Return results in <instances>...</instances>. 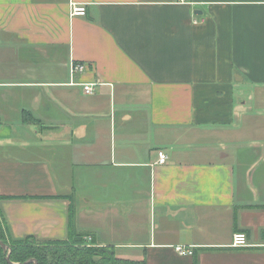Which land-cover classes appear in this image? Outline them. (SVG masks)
<instances>
[{
    "label": "crops",
    "instance_id": "crops-1",
    "mask_svg": "<svg viewBox=\"0 0 264 264\" xmlns=\"http://www.w3.org/2000/svg\"><path fill=\"white\" fill-rule=\"evenodd\" d=\"M0 195L17 239L73 197L121 259L264 264V0H0Z\"/></svg>",
    "mask_w": 264,
    "mask_h": 264
},
{
    "label": "trees",
    "instance_id": "trees-1",
    "mask_svg": "<svg viewBox=\"0 0 264 264\" xmlns=\"http://www.w3.org/2000/svg\"><path fill=\"white\" fill-rule=\"evenodd\" d=\"M15 198L0 195V202ZM30 198L46 199V197H22V199ZM69 199L71 203L66 240H39L33 235L14 238L10 234V228L0 207V241L8 248L6 251L0 244V264H25L29 261H34L35 264H147L145 260L121 259L116 255L114 247L100 246L95 240H88L90 234L79 233L76 230L75 201L73 197ZM7 257L10 258L11 263Z\"/></svg>",
    "mask_w": 264,
    "mask_h": 264
},
{
    "label": "built area",
    "instance_id": "built-area-1",
    "mask_svg": "<svg viewBox=\"0 0 264 264\" xmlns=\"http://www.w3.org/2000/svg\"><path fill=\"white\" fill-rule=\"evenodd\" d=\"M185 1V0H181ZM72 16H85L86 15V7L84 5H73L71 10ZM86 70V65L72 64L71 65V74L75 76L77 74H82ZM83 89L86 94H92L94 92L93 84H83ZM169 156L164 151H159L158 153V162L159 165H164L168 162ZM233 247L236 248H248L252 246L249 242V238L245 233H236L233 237ZM264 246V245H262ZM176 251L182 256H191L194 254V251L190 248H186L184 246L176 247Z\"/></svg>",
    "mask_w": 264,
    "mask_h": 264
},
{
    "label": "water",
    "instance_id": "water-1",
    "mask_svg": "<svg viewBox=\"0 0 264 264\" xmlns=\"http://www.w3.org/2000/svg\"><path fill=\"white\" fill-rule=\"evenodd\" d=\"M0 244L2 245V247L4 248V250H6L7 251V246L3 243V242H1L0 241ZM7 260L11 263V261H10V258L9 257H7ZM31 263H34L35 264V262L34 261H29V262H27V263H25V264H31Z\"/></svg>",
    "mask_w": 264,
    "mask_h": 264
}]
</instances>
